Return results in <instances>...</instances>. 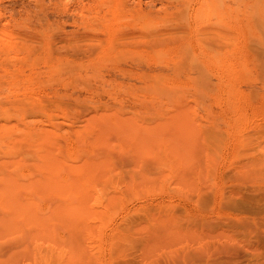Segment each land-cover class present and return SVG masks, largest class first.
<instances>
[{"label":"rangeland","instance_id":"374dc122","mask_svg":"<svg viewBox=\"0 0 264 264\" xmlns=\"http://www.w3.org/2000/svg\"><path fill=\"white\" fill-rule=\"evenodd\" d=\"M263 4L0 0V30L10 34L11 45L0 40V106L24 99L32 106L56 102L54 113L65 120L62 143L103 158L117 188L118 202L104 230V262L112 257L119 264H264L263 158L255 139L264 131V114L259 127L248 124L239 133L224 67L205 58L217 51L227 57L224 45L234 40L239 46L246 39L264 40ZM201 69L208 72L206 88L194 80ZM244 82L240 93L255 94L260 103L264 82ZM24 127L0 119L2 258L31 246L35 230L21 211L6 205L1 179L15 184L19 199L39 202L42 211L49 204L29 185L39 176V158L17 129ZM249 163L260 169L247 170ZM156 212L171 216L178 238L169 245L161 235L146 253L147 217ZM56 231L67 237L65 229ZM115 232L128 236L123 255L109 248L107 237Z\"/></svg>","mask_w":264,"mask_h":264},{"label":"bare ground","instance_id":"6f19581e","mask_svg":"<svg viewBox=\"0 0 264 264\" xmlns=\"http://www.w3.org/2000/svg\"><path fill=\"white\" fill-rule=\"evenodd\" d=\"M0 40L6 46L10 45V34L5 30H0ZM239 43L234 40L224 45L229 46L227 57L221 55V51H217L210 56L206 55L205 58L206 62L208 60L216 63L217 66L224 67L221 70L224 71L222 77L225 84L222 81L221 83L224 84L226 94L229 95L228 104L234 126L239 133L244 135V131L250 125L259 127L257 120L264 114V95L260 96V103L263 102L256 103L258 96L255 97L252 93L241 94L242 89L238 88V84L241 81L256 83L260 80L264 82V40L254 38L244 40L240 46ZM249 54L252 55L250 57L254 67L248 62ZM183 66L182 61L177 65V70L181 71ZM204 69L208 70L205 66ZM207 73L201 69L197 79H194L204 88L209 85ZM33 100L38 101L39 98L36 96ZM28 101L24 99L13 107L0 106V119L6 122L18 120L25 126L17 129L27 137L26 140L30 146L35 145L34 152H37L39 158V164H37L39 176L30 181L29 185L38 195V199L47 198L49 204L46 212L42 211L39 202L29 203L25 197L22 200L19 199L18 194L16 195L12 189L15 184L8 179H1L6 192L5 196L8 199L6 205L14 213L21 211L29 219L35 232L31 235V246L12 252L4 258L0 257V264H22L19 262L20 259L25 260L27 264H119V260H114L112 257L105 262L103 260L105 251L103 243L106 240L104 230L111 219L112 209L114 210L117 204V195L114 193L117 188L112 179L108 177L106 161L103 158H93L94 155L90 152H83V147L74 149L70 146L68 148L65 143H62L61 128L63 127L61 126L65 120L59 122L60 116L54 113L57 107L56 102L55 104L37 102L38 104L32 106ZM175 121L177 120H172V126ZM33 122L35 124L31 126L30 123ZM85 131L87 132L86 129ZM79 132L75 133L79 135ZM147 136V131H145V137ZM255 139L263 158L261 164L264 166V131ZM258 165L249 163L247 170L256 173L260 169ZM262 165L261 172H264ZM171 220L169 214L161 212L147 217L146 226L150 232L147 233L148 236L145 239L148 244L144 249L146 253H149L150 249L159 242L158 238L161 235L168 238L169 245L178 238L175 235L178 234L177 229ZM60 228L68 233L66 238L56 231ZM107 241L109 248L113 251L118 250L121 255L129 245L128 236L118 232L108 236Z\"/></svg>","mask_w":264,"mask_h":264}]
</instances>
